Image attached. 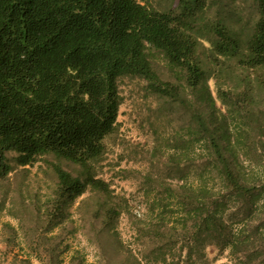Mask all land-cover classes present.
Instances as JSON below:
<instances>
[{"label":"trees","instance_id":"trees-1","mask_svg":"<svg viewBox=\"0 0 264 264\" xmlns=\"http://www.w3.org/2000/svg\"><path fill=\"white\" fill-rule=\"evenodd\" d=\"M242 1L228 25L209 0L165 11L147 0H0V214L22 217V229L37 222L44 246L78 198L115 200L100 175L120 131L119 83L137 77L180 129L167 157L146 153L147 212L128 211L141 252L119 242L125 264H205L211 246L229 251L221 264H264V0ZM41 162L55 180L44 211L10 180ZM119 214L117 203L96 211L102 235L115 238Z\"/></svg>","mask_w":264,"mask_h":264},{"label":"rangeland","instance_id":"rangeland-1","mask_svg":"<svg viewBox=\"0 0 264 264\" xmlns=\"http://www.w3.org/2000/svg\"><path fill=\"white\" fill-rule=\"evenodd\" d=\"M220 3L209 0V12L228 25H231L234 8L246 4L242 0H222ZM147 5L162 11L174 6L172 0H147ZM244 16L245 14H242L240 17L247 19ZM236 19L238 21V17ZM119 85L123 96L118 116L120 131L110 144L105 167L100 175L108 183L115 199L111 200L109 205L117 203L120 207L119 218L113 225L115 238L108 232L102 235L101 225L93 217L97 210L104 212L109 209V205L100 208L98 203L101 198L86 193L71 205L65 222L47 234L52 240L46 239L44 246L40 245V242L37 243V222L25 217L24 221L22 220V229V217L19 219L2 212L0 264H49L47 248L55 245L56 264H125L124 254L116 249L119 242L125 247H131L140 256L141 251L135 240L128 211L140 217L147 212L149 201L144 197L145 189L142 184L144 176L150 172L155 174V170H152L151 160L146 153H151L157 147L164 158L167 157L171 152L168 140L180 129V123L177 118H170L169 107L160 104L148 91L144 80L126 77ZM26 168V173L22 174L23 168L19 167L10 175L11 187L14 190L20 184L27 202L32 203L28 204L32 205L30 208H41V211H44L47 199L53 197L52 188L55 186L51 167L41 162ZM156 194L157 192L152 194L151 199L155 198ZM15 200L18 206L14 209L18 211L20 202L16 196ZM5 223L11 224L18 231L13 240L8 241L11 237L9 229L4 227ZM206 254L208 263L205 264H221L227 262L229 251L222 252L211 246L206 250Z\"/></svg>","mask_w":264,"mask_h":264}]
</instances>
